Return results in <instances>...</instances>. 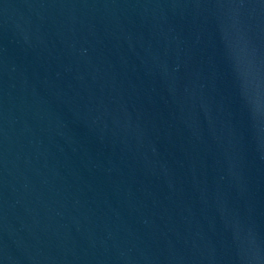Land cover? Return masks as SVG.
Returning <instances> with one entry per match:
<instances>
[{
  "label": "water",
  "instance_id": "95a60500",
  "mask_svg": "<svg viewBox=\"0 0 264 264\" xmlns=\"http://www.w3.org/2000/svg\"><path fill=\"white\" fill-rule=\"evenodd\" d=\"M209 2L0 0V264H260L264 3Z\"/></svg>",
  "mask_w": 264,
  "mask_h": 264
},
{
  "label": "snow or ice",
  "instance_id": "6c2138e0",
  "mask_svg": "<svg viewBox=\"0 0 264 264\" xmlns=\"http://www.w3.org/2000/svg\"><path fill=\"white\" fill-rule=\"evenodd\" d=\"M260 2L264 3V0H260ZM248 3L249 0H214V2H209L207 6L215 7V8H223L226 5H239L242 7L243 5ZM237 23L240 24L238 20ZM244 221H245V217L242 212H239L233 216L232 226L235 229V235L237 238L240 237L241 234L240 225L244 223ZM249 236H251V233H249ZM259 259H260V264H264V247L261 248Z\"/></svg>",
  "mask_w": 264,
  "mask_h": 264
}]
</instances>
